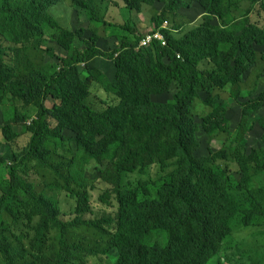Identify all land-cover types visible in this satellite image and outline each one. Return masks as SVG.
<instances>
[{
  "label": "trees",
  "instance_id": "1",
  "mask_svg": "<svg viewBox=\"0 0 264 264\" xmlns=\"http://www.w3.org/2000/svg\"><path fill=\"white\" fill-rule=\"evenodd\" d=\"M59 1L0 0V38L16 46L8 49L17 57L20 49H40L49 40L45 51L58 65L51 74L34 69L20 76L6 63L7 48L0 44V107L36 108L29 124L27 114L12 109L15 123H22L31 139L12 159L10 182L0 197V251L5 264H69L99 254L70 241V233L82 226L108 237L102 253L115 250L118 257L113 264H209L231 235L232 220L239 218L249 226L264 219V189L250 187L252 175L264 174V118L259 120L261 146L245 152L243 144L233 154L238 179L222 162L228 158L227 150L196 156L201 130L208 136L229 132L227 109L216 102L214 90L236 89L235 94L245 100L243 116L264 110V75L253 71L259 65L264 69V28L249 19L231 28L226 20L231 9L225 0H195L203 11L198 25L179 36L161 28L165 44L154 40L137 49L144 36L137 16L144 5L163 4L151 15L154 30L169 18L178 21L179 12L193 5L185 0H123L124 14L118 23L100 13L98 0H71L75 11L85 12L91 23L113 30L118 46L104 50L95 29L87 36L86 28H67L52 15L50 9ZM215 17L220 24L212 23ZM75 39L84 46L78 49ZM54 46L66 55L58 56ZM99 58L112 65L111 79L95 65ZM202 64L209 67L200 68ZM250 75L255 85H262L255 97H250L253 86L242 90ZM174 86L170 100L154 99ZM100 88L107 99L98 95ZM202 94L204 104L214 111L200 124L192 111ZM48 101L53 103L50 108ZM0 131L8 142L20 135L7 120H0ZM57 139L73 142L85 163L104 167L99 177L108 188L99 200L112 206L115 199V212L86 220L85 215L93 214L86 180L79 182L71 169L62 174L56 168L76 199L75 217L64 220L58 198L38 194L34 183L21 175L29 160L49 168L48 143ZM0 162L5 159L0 157ZM171 162L175 168L156 182V197L147 182L124 187L126 174L142 173L154 163L165 171ZM231 189L245 192V207ZM20 226L27 232L17 235L11 230ZM160 233L168 237L165 245L153 242Z\"/></svg>",
  "mask_w": 264,
  "mask_h": 264
},
{
  "label": "rangeland",
  "instance_id": "2",
  "mask_svg": "<svg viewBox=\"0 0 264 264\" xmlns=\"http://www.w3.org/2000/svg\"><path fill=\"white\" fill-rule=\"evenodd\" d=\"M185 1L191 3L193 7H188V9H183V11L179 12L180 18L178 21L175 20L172 22L170 21V18L167 20L168 24H166V28L169 30L171 29V33L176 36L181 35L189 28L195 27L202 20L201 16L203 15V11L197 5V2L195 0ZM98 3L101 14L107 15L109 19L118 23L122 21L124 14L122 11L124 5L123 0H98ZM225 3L229 4L231 9L229 16L226 18V20L229 21V26L231 28L241 27V25L246 24L247 19L261 28H264V16L261 14L264 13V5L260 0H225ZM107 4L112 5L108 13L105 9ZM162 6V3L157 4L155 8L149 5H144L143 10L139 14L140 20L139 16H137L140 25L143 27L142 33L145 34L154 30L151 15H154L156 12L159 13ZM74 9L71 0H60L57 5L52 6L50 11L52 15L67 28L74 27L75 29L77 27H84L87 29V36H90L93 29H95L100 35L99 44H101L102 49L111 50L118 46L117 41L116 44L112 39H105L103 36L104 32L112 34L113 30L103 27L102 24L96 25L91 23L85 12H73ZM165 21L166 20H164V22ZM212 23L220 24V21L215 17L213 18ZM48 42L49 40H46L43 48L40 49H20V54L16 57L15 54L8 49L15 48L16 46L4 41L3 38H0V44L7 48L5 56L6 63L9 66H12L20 76L26 75L34 69L46 70L51 74L58 68L56 59L48 56L45 51ZM74 44L78 49L84 46V42L79 39H75ZM54 48L58 56L66 55V52L63 50L56 48L55 46ZM260 49L261 48H258L257 46V50L259 51ZM94 63L97 67L103 70L102 72L107 78H112L114 70L110 63L103 58L95 60ZM260 66L261 65L255 67L253 70L254 74L262 73L264 75V69L262 70ZM208 67V64H202L200 68ZM79 69L80 71H83L82 66H79ZM250 76L252 78V75ZM246 85H249L250 88L253 86L250 97L257 96L259 91L262 90V85H255L253 78L247 79L245 86H243L242 89L243 92L247 90ZM99 90L100 92L98 95L104 100L107 99V95L104 93L103 89L100 88ZM175 92L176 88L174 86L164 97H154V99L167 101L172 98ZM235 92L236 89L232 90L230 88L225 90H214L213 96L215 97L216 102L225 106L227 109L226 116L229 132H218L208 136L201 130L198 134L200 147L196 152V156L201 157L208 155L210 150L215 152L227 150L228 158L222 160V162L229 165L232 171H234V179H238L240 176L239 165L235 162L233 154L238 153L239 147L243 144L246 148L245 152L261 146L263 130L259 120L264 118V110L257 114L243 116L245 100L238 97ZM203 100L204 96L202 94L201 98L195 100L192 111L194 119L200 124L205 117L214 111L212 107L205 105ZM52 105V102H47L49 108L52 107ZM12 109L18 114L28 115V118L25 120L26 124H29L36 114V108L33 106L25 107L22 104H17L15 107H12L11 104H6L5 106L0 107V120L3 123H6L7 120L14 125V130L20 133L15 140L8 142L2 136L0 131V157L5 159L4 163L0 162V197L3 195V189L8 186L10 182L9 170L10 166L14 164L12 159H17V155L22 153L23 149L28 145L31 139V134L23 131L22 123H15V112ZM48 146L52 151L49 168H41L37 161L29 160L25 162V165L20 169V173L25 179L34 183L38 194H45L50 198H58L60 218L70 220L75 217L73 214V208L76 204V199L72 198L70 193L65 189L66 181L57 174L56 168H58L62 174H66L67 171L71 169L75 173V176H77L79 182H84L86 180V187L91 193V205L93 208V214L84 216L86 220L100 217L103 212H115L117 209V202L115 199H111L112 206L103 204L99 200L100 196L108 188L99 177L100 171L104 168L103 166L94 161L85 163L84 160L81 159V154L77 152L75 144L69 142L68 139L64 142L59 139L55 141L53 140L48 143ZM174 168V162H171V166L168 169L161 171L160 166L157 163H154L142 173L126 174L123 178V185L124 187H133L137 186L140 181L147 182L151 188V195L154 198L156 197V182ZM76 187L77 185L73 182V188ZM250 187L264 189V174L252 175ZM230 192L245 207V192H238L234 189H231ZM5 220L10 223L12 222V218L8 216H5ZM230 227L232 230L231 235L223 242L220 254L209 264H264V219L255 221L249 226H244L241 224L239 218H235L230 223ZM11 230L17 235L27 232L26 226H20L14 229L11 228ZM69 238L71 242L82 243L86 247L99 253L97 255L85 257L82 262L76 261L69 264H113L118 257L115 250L110 251L108 254H103L102 250L107 247L108 237L96 234L94 230L87 226L75 229L70 233ZM167 240V235L160 233L155 235L153 242L158 241L165 245ZM0 264H5L1 251Z\"/></svg>",
  "mask_w": 264,
  "mask_h": 264
},
{
  "label": "built area",
  "instance_id": "3",
  "mask_svg": "<svg viewBox=\"0 0 264 264\" xmlns=\"http://www.w3.org/2000/svg\"><path fill=\"white\" fill-rule=\"evenodd\" d=\"M264 4V0H260ZM166 24H168V21L166 20L159 29L152 30L150 32H147L144 34V36L141 38L137 49L141 47H145L150 45L154 40H159L162 42V44L166 43L164 34L161 32V28H166Z\"/></svg>",
  "mask_w": 264,
  "mask_h": 264
},
{
  "label": "crops",
  "instance_id": "4",
  "mask_svg": "<svg viewBox=\"0 0 264 264\" xmlns=\"http://www.w3.org/2000/svg\"><path fill=\"white\" fill-rule=\"evenodd\" d=\"M185 2H187V1H185ZM187 3H189V2H187ZM108 5V4H107ZM111 6L112 5H108V8L106 7L105 9L107 10V13L109 12V10H110V8H111ZM184 9H188V7L187 8H184ZM75 11V9L73 10V12ZM181 11H183V9L181 10ZM180 11V12H181ZM259 13H261V12H259ZM263 16H264V13H261ZM139 16V20H140V15H138ZM139 20L137 21V23H138V28H139V30L140 31H142V26L140 25V23H139ZM122 21H120V23H121ZM143 25V24H142ZM103 36L105 37V39H107V38H110V39H112L115 43H116V38L114 37V36H112L111 34H107L106 32H104L103 33Z\"/></svg>",
  "mask_w": 264,
  "mask_h": 264
}]
</instances>
